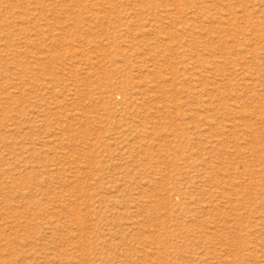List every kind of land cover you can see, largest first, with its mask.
Listing matches in <instances>:
<instances>
[{"label":"rangeland","instance_id":"374dc122","mask_svg":"<svg viewBox=\"0 0 264 264\" xmlns=\"http://www.w3.org/2000/svg\"><path fill=\"white\" fill-rule=\"evenodd\" d=\"M0 264H264V0H0Z\"/></svg>","mask_w":264,"mask_h":264}]
</instances>
